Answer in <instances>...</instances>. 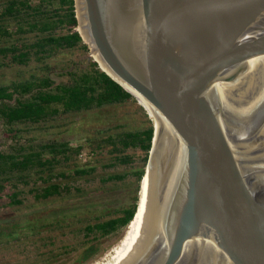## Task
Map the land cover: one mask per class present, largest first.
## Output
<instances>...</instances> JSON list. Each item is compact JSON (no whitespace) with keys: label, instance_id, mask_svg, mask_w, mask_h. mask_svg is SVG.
Returning a JSON list of instances; mask_svg holds the SVG:
<instances>
[{"label":"water","instance_id":"95a60500","mask_svg":"<svg viewBox=\"0 0 264 264\" xmlns=\"http://www.w3.org/2000/svg\"><path fill=\"white\" fill-rule=\"evenodd\" d=\"M75 6L91 57L165 118L186 150L179 178L156 184L165 131L155 127L141 180L142 186L154 161V195L129 264H264V143L244 150L213 97L217 84L232 82L264 53V0H75Z\"/></svg>","mask_w":264,"mask_h":264},{"label":"trees","instance_id":"16d2710c","mask_svg":"<svg viewBox=\"0 0 264 264\" xmlns=\"http://www.w3.org/2000/svg\"><path fill=\"white\" fill-rule=\"evenodd\" d=\"M78 25L75 0H0V69L15 66L30 72L29 77L0 83V252L22 249L14 259L2 261L0 254V264L90 263L102 256L107 239L123 238L137 211L154 122L136 96L94 58L84 67L68 62L62 67L66 71L58 72L66 80L57 82L52 76L58 68L54 58L77 50L89 52ZM129 104L138 105L144 124L97 128L75 145L30 136L69 116ZM85 149L88 157L83 160ZM139 151L143 165L132 172L136 176L132 202L94 207V201L117 194L122 187L128 193L131 171L108 169H133ZM31 200L27 209L74 202L54 216L7 220ZM71 235L77 239L70 241Z\"/></svg>","mask_w":264,"mask_h":264},{"label":"bare ground","instance_id":"6f19581e","mask_svg":"<svg viewBox=\"0 0 264 264\" xmlns=\"http://www.w3.org/2000/svg\"><path fill=\"white\" fill-rule=\"evenodd\" d=\"M133 1L130 0L131 4ZM81 31L87 40L85 30L81 28ZM95 58L105 70L109 71L97 55ZM213 97L231 125L235 126L234 130H237L241 135L244 150L249 149V146L264 143V53L252 56L244 70L232 82L217 84L213 91ZM138 101L148 111L155 127L158 130L163 129L165 134H163L164 137L155 159L158 166L152 161L142 182L139 212L114 249L108 264H129L140 247L148 222L151 198L154 195L153 192L151 197L149 192L154 187L151 180L153 165H155L156 184L159 182L161 185L163 180L167 183L177 180L186 161L185 147L176 138L171 124L155 112L141 96H138ZM159 185L158 190L161 189Z\"/></svg>","mask_w":264,"mask_h":264},{"label":"rangeland","instance_id":"374dc122","mask_svg":"<svg viewBox=\"0 0 264 264\" xmlns=\"http://www.w3.org/2000/svg\"><path fill=\"white\" fill-rule=\"evenodd\" d=\"M79 27V25H78ZM77 27V28H78ZM91 57V50L89 52H84L82 50H77L73 52H67L65 54L59 55L57 58H54L52 62L58 66L56 69V73H53L52 76L56 79L57 82L61 80H66L67 76H59L58 72H64L66 69H62L68 62H74L79 64L81 67H84ZM71 64V63H70ZM75 65V64H74ZM28 70L19 69L17 67H10V68H2L0 69V83H10L12 80L20 79L23 77H29L30 72ZM24 72V73H21ZM151 118V116H150ZM146 122V118L143 117L142 112L139 110L138 105L136 104H129V105H122V106H112L108 109L103 111H94V112H87L83 113L79 116H69L65 119L60 120L55 124L53 127H46L42 131L32 132L31 135H37L40 139H58V140H70L75 145L77 143H81L89 134L93 133L97 128H103L108 126H113L118 123L129 122L130 127L140 125ZM88 150L85 149L83 152L82 159L88 157L87 155ZM87 156V157H86ZM143 154L141 151L138 152L136 161L134 163V168L121 167L118 169H108L109 172L114 171H122L125 172L126 170H130L131 174L129 176L130 189L128 193L125 194L123 191V187L120 188L117 194L112 196H107L105 199L96 200L93 202L94 207H98L99 205H114L117 206L121 202H132V196L134 194L135 189V182L136 176L134 171L139 169L143 165ZM87 160V159H86ZM101 169V168H100ZM102 171V170H101ZM122 189V190H121ZM74 202V201H73ZM72 201L69 202H50L44 203L43 205L27 209L28 205L33 203L31 200L30 202L26 203L23 207H21L18 211H12V213L8 216L9 221H24L30 217L34 216H54L57 214L58 210L63 205H73ZM36 213V214H35ZM32 214V215H31ZM35 214V215H33ZM76 237L71 235L70 241H75ZM120 240H118L117 236H112L107 239L102 244L103 254L102 256L98 257V259L87 263V264H108L111 261V257L113 254L114 249L119 244ZM33 245V244H32ZM32 247V246H31ZM30 247V248H31ZM21 248L17 247H10V249H6V255L3 252H0L3 260H8L9 258H13L18 255ZM22 250V249H21ZM18 252V253H17ZM109 253V254H108Z\"/></svg>","mask_w":264,"mask_h":264}]
</instances>
